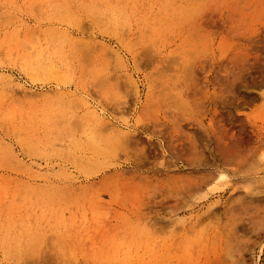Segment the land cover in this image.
<instances>
[{"label":"rangeland","instance_id":"374dc122","mask_svg":"<svg viewBox=\"0 0 264 264\" xmlns=\"http://www.w3.org/2000/svg\"><path fill=\"white\" fill-rule=\"evenodd\" d=\"M0 264H264V0H0Z\"/></svg>","mask_w":264,"mask_h":264},{"label":"bare ground","instance_id":"6f19581e","mask_svg":"<svg viewBox=\"0 0 264 264\" xmlns=\"http://www.w3.org/2000/svg\"><path fill=\"white\" fill-rule=\"evenodd\" d=\"M141 53V52H140ZM143 53H145V52H143ZM142 54V53H141ZM143 56V55H142ZM146 57H144V59H145ZM42 63V62H41ZM141 63V62H140ZM141 65V64H140ZM166 89V88H165ZM162 91V90H161ZM161 91H159V93L161 92ZM168 91V90H167ZM177 91V90H176ZM173 92V91H172ZM158 93V92H157ZM158 93V94H159ZM167 93V92H166ZM161 94V93H160ZM175 97V96H174ZM173 97V98H174ZM176 98V97H175ZM176 103V102H175ZM174 103V104H175ZM180 104V103H179ZM180 105H182V104H180ZM114 107V106H113ZM177 107V106H176ZM116 108V107H115ZM115 111V110H114ZM100 119V118H99ZM104 119V118H103ZM103 121V120H102ZM110 122V121H109ZM107 123V122H106ZM112 122H110V124H111ZM109 124V123H108ZM114 124V123H113ZM116 124H119V123H116ZM115 124V125H116ZM114 125V126H115ZM105 127H107L106 128V130L108 129V128H114L113 127V125L111 124V125H107L106 124V126ZM116 127V126H115ZM98 128V127H97ZM119 127H117V129H112V130H110L111 131V133H110V135L107 137L108 139H109V141L110 142H112V143H116V146L117 145H123L124 143H127L128 141L127 140H129L128 138H129V134L127 135V133L125 132V131H127L126 129H122L121 130V128L120 129H118ZM95 129V128H94ZM102 129H103V127H102ZM99 131V130H98ZM102 131H104V130H102ZM99 134V133H98ZM127 136H128V138H127ZM132 138H134L133 136H132ZM138 139V138H137ZM130 141H133V140H130ZM134 142H137V141H134ZM106 143H108V142H106ZM132 144H134V143H132ZM130 145V144H129ZM118 148V147H117ZM128 149V148H127ZM139 165V164H138ZM121 173H122V171H121ZM108 175V174H107ZM122 175V174H121ZM102 177H105V175H103ZM101 177V178H102ZM133 180V179H132ZM116 181V180H115ZM128 183L130 182V181H127ZM139 183V182H138ZM136 184V183H135ZM94 185V184H93ZM140 185H142V184H140ZM144 185V184H143ZM165 185V184H164ZM116 186V185H115ZM143 187V186H142ZM166 187V186H165ZM126 188V187H125ZM116 190L118 189L117 188V186H116V188H115ZM115 189H114V191H115ZM138 189H140V187L138 188ZM106 190V189H105ZM123 190H124V188H123ZM158 190V189H157ZM119 191V190H118ZM127 191V190H126ZM135 191V190H134ZM162 191H163V189H162ZM165 191V190H164ZM99 192V191H98ZM108 192L110 193V191L108 190ZM142 192H144L143 190H142ZM141 192V194H143ZM72 193V192H71ZM96 193V192H95ZM115 193V192H114ZM133 193V192H132ZM110 194H112V193H110ZM114 195V194H113ZM117 195V194H116ZM120 195V194H119ZM146 195V194H145ZM94 196H96V197H98V195H94ZM165 196V195H164ZM137 198V197H136ZM137 200H138V198H137ZM143 204V203H142ZM146 205V204H145Z\"/></svg>","mask_w":264,"mask_h":264}]
</instances>
